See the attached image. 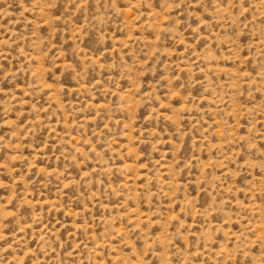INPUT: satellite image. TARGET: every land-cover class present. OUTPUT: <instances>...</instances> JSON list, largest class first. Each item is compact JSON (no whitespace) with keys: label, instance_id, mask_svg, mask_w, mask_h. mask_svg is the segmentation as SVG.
<instances>
[{"label":"rangeland","instance_id":"rangeland-1","mask_svg":"<svg viewBox=\"0 0 264 264\" xmlns=\"http://www.w3.org/2000/svg\"><path fill=\"white\" fill-rule=\"evenodd\" d=\"M0 264H264V0H0Z\"/></svg>","mask_w":264,"mask_h":264}]
</instances>
